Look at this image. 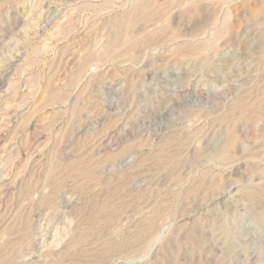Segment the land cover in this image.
I'll use <instances>...</instances> for the list:
<instances>
[{"label": "rangeland", "instance_id": "374dc122", "mask_svg": "<svg viewBox=\"0 0 264 264\" xmlns=\"http://www.w3.org/2000/svg\"><path fill=\"white\" fill-rule=\"evenodd\" d=\"M259 192L264 0H0V264H264Z\"/></svg>", "mask_w": 264, "mask_h": 264}, {"label": "bare ground", "instance_id": "6f19581e", "mask_svg": "<svg viewBox=\"0 0 264 264\" xmlns=\"http://www.w3.org/2000/svg\"><path fill=\"white\" fill-rule=\"evenodd\" d=\"M117 25H118V24H117ZM157 159H158V158H157ZM255 191H256V190H255ZM260 192H262V191H260ZM260 192L258 193V194H260V196L264 195V194L261 195ZM251 194H252V193H251ZM253 195H255V194H253ZM253 195H252V196H253ZM256 197H258V196H256ZM263 199H264V198H263ZM143 233H144V231L140 229L139 231H137L136 233H134L135 235L133 234V235H134L133 237H134V238H140V237L142 236Z\"/></svg>", "mask_w": 264, "mask_h": 264}]
</instances>
